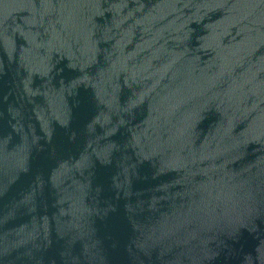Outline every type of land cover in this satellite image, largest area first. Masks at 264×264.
I'll return each instance as SVG.
<instances>
[{
  "label": "water",
  "instance_id": "1",
  "mask_svg": "<svg viewBox=\"0 0 264 264\" xmlns=\"http://www.w3.org/2000/svg\"><path fill=\"white\" fill-rule=\"evenodd\" d=\"M0 264H264V0H0Z\"/></svg>",
  "mask_w": 264,
  "mask_h": 264
}]
</instances>
